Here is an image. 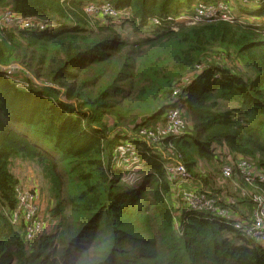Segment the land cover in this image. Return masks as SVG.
<instances>
[{
	"label": "trees",
	"instance_id": "obj_1",
	"mask_svg": "<svg viewBox=\"0 0 264 264\" xmlns=\"http://www.w3.org/2000/svg\"><path fill=\"white\" fill-rule=\"evenodd\" d=\"M251 1L238 14L252 23L203 18L172 27L193 0H0V8L57 26L47 34L0 25V67L18 66L0 70V264H264V246L231 225L184 212L178 234V184L162 166L169 153L180 157L190 174L183 187L191 191L213 188L199 162L221 175L228 154L264 177V0ZM103 3L116 15L128 12L125 21L142 33L137 40L118 35L113 17L85 10ZM152 20L151 33L145 28ZM216 58L243 70L211 66ZM5 74L24 79L27 89ZM32 80L46 87L37 90ZM179 105L196 114L197 124L186 123L182 137L159 140L161 151L151 154L137 135L155 130V120L164 125V112ZM121 142L140 151L137 186L116 177L113 150ZM17 160L38 168L52 201L55 227L34 249L12 221ZM234 174L228 183L264 196L259 178L247 185ZM206 194L234 212L218 194Z\"/></svg>",
	"mask_w": 264,
	"mask_h": 264
},
{
	"label": "rangeland",
	"instance_id": "obj_2",
	"mask_svg": "<svg viewBox=\"0 0 264 264\" xmlns=\"http://www.w3.org/2000/svg\"><path fill=\"white\" fill-rule=\"evenodd\" d=\"M228 2H225L224 0H220L217 2H214L212 4H218L217 7L219 5H223L227 7V10L224 12H228L230 14V17H235L236 19L240 18L243 21H245L246 19H250L252 22V18H250L249 16H241L238 14L239 11V7L244 6V7H250L252 3V1H248V0H227ZM201 2L200 0H193L192 4L190 5L189 9H182L180 12L177 13L176 17L179 16L182 18V20H192L194 18V14H195V9L197 8V6H199ZM227 3V4H225ZM105 5H108L107 3H103L100 4V7H105ZM206 5H210L206 4ZM95 8H97V5H93V4H88L85 6V10L88 12V14H90L91 16L93 15H98L97 17L101 18L102 15L105 16H111L113 17V21L115 23V30L118 33V35H120L123 38H128L132 41L137 40L138 36L141 35L142 33L136 31L134 29L133 26H131L128 22L125 21L126 18H130L128 12H119L117 15L115 14V12L110 9L107 10L106 12L103 11L102 15L99 14H95ZM101 9V8H100ZM0 16H1V20L4 21L5 24H7L8 26H13L16 23V19L13 18V16L15 17H20V18H28L31 20H35L38 23H42L44 20H46V18H37V17H32V16H22V15H18L15 12H11L10 7L8 6H4L0 8ZM103 17V16H102ZM249 17V18H248ZM124 19V20H121ZM188 22V24L191 21H186V23ZM53 23V22H52ZM151 23V22H149ZM54 24V23H53ZM139 23H137L136 25H138ZM149 28H145L146 31L148 32H153L155 30V28H150V25L148 26ZM55 29H57V26L55 27ZM55 31V30H54ZM207 60L210 59V57H206ZM219 58H216L214 61V64H212L211 66H215V65H222L224 68L227 67L228 69L231 70H243L241 65L239 63H236L235 61L232 60H225V63H221L220 61H218ZM18 67V66H17ZM17 67L12 66L7 68V70H11L14 72V70H17ZM198 73L200 72L197 71ZM196 72V73H197ZM195 73V74H196ZM200 75V74H199ZM194 73L192 72L189 75V79L188 81L191 83L195 80ZM9 81H12L15 86L18 89H23L26 90L28 85L27 82L22 79V78H18L17 76H8ZM33 82L32 85H34L35 89L40 90L45 88L46 86H43L40 82L36 81V80H32ZM188 82V83H189ZM222 105L228 106L230 104H226V103H222ZM170 109H174L178 114V121H185L186 123H188V126H191V124H197V116L196 114H192L187 112L186 107L179 105L175 106L173 108ZM169 108L164 112L165 115L168 113ZM189 122H188V121ZM166 127V125H159L157 127V136L158 137H162V133L166 130H163ZM163 130V131H162ZM189 131H186L185 129L182 130V133H188ZM127 135H133L132 132H129V134ZM148 149H150L151 154H156L158 155V153L156 152V150H158V146L155 145L156 150H153L151 142L149 141H144L142 140ZM123 144L118 143L117 145ZM131 147H133L132 145H130ZM115 146L114 150H113V154L115 153V149L117 151V155L114 154L113 159H115V165L117 170H121V175H118L116 177H118V179H120L121 183L123 184H127L129 186H132L130 182L131 178H135L137 175L140 176L139 174H137V170L140 168L141 162L136 158V156L131 155V153L125 148H121V150L117 149ZM134 148V147H133ZM112 159V160H113ZM166 159L169 161L168 157H166ZM250 164V163H248ZM252 165V164H251ZM162 166L166 167L167 170L169 169L170 173H172V176H169L168 178L170 179V177H172V179H174V181H176L179 184L185 183L184 179H182L178 174L173 172L174 169V164L170 162H166L165 160H162ZM199 170L205 175V174H209L212 177L211 183L213 184V186H216L217 190H220L221 192H224L221 196V199L223 201H225L226 205H234L236 210L240 211L244 214H246V208L245 206H247L248 204H246V201L248 200V197L252 194V192L254 191H250L249 189H240L238 191L237 189V184L233 183L230 186L229 180H231L232 182H235V180L229 179H223L221 177V175H219V173L214 172V167L213 165H209V163L207 162H199ZM234 166V165H233ZM11 171L14 174V176L17 178L18 180V192L19 193H25L28 191H31L32 193L36 194V201L31 203V216L29 219L26 218L25 214H21L19 215L16 219L14 224L16 225L15 229H19L18 226H22L23 230H21L22 232V239L24 240L25 243L29 244L28 248L30 249H34L35 248V240L40 237L41 235L45 234V233H49L53 230V228L55 227V222L51 221L49 219V215H48V211L51 209L52 207V201L49 198L48 195V186H47V182L46 180L42 177L40 171L38 170V168L31 164V163H25V162H21L19 160L14 161L11 165ZM219 175V176H218ZM142 178V182H143V177ZM235 179V178H234ZM239 188V187H238ZM187 188L184 189H180L179 187H176V189L174 190L175 195H174V200L177 202V206L176 211H175V230H177L178 234L182 233V229L184 227V223L180 220L181 216L183 215L184 212H188L189 211V207H190V200L189 197H187V201H185V197H184V193H186ZM191 191V190H190ZM198 191V190H196ZM216 192V191H214ZM219 192V191H218ZM206 193V192H205ZM182 195V196H181ZM188 195V194H186ZM195 195V194H194ZM181 200V201H179ZM192 204V203H191ZM225 209V208H224ZM227 211V210H226ZM225 211V212H226ZM250 216V215H249ZM247 216V217H249ZM250 218V217H249ZM248 219V218H247ZM246 219V220H247ZM202 220H206V219H202ZM33 224H40L41 225V233L40 235H37L35 237H33L32 239H28L26 236V232L31 228V226ZM242 234V233H241ZM243 235V234H242ZM247 237V236H246ZM249 238V237H247ZM250 239H254L256 240L255 237H251ZM258 241V240H257ZM40 261V260H39Z\"/></svg>",
	"mask_w": 264,
	"mask_h": 264
},
{
	"label": "built area",
	"instance_id": "obj_3",
	"mask_svg": "<svg viewBox=\"0 0 264 264\" xmlns=\"http://www.w3.org/2000/svg\"><path fill=\"white\" fill-rule=\"evenodd\" d=\"M251 1V0H248ZM255 1V0H254ZM227 4V3H225ZM218 4H210L206 5L204 3H200L199 6L195 9V14L193 15L194 18L192 20H182L181 17L177 16L172 20V23L170 24L172 27L185 23L186 21H191L189 24H194L195 22H198L199 20L205 18H220L224 21L235 23V22H246V23H252L254 20L252 19V22L250 19L243 21L242 19L235 17H230V14L228 12H224L227 10L226 6L219 5ZM101 8V9H100ZM112 8L109 7V5H105V7H97L95 8V14H103V11L110 10ZM113 10V9H112ZM114 11V10H113ZM87 12V11H86ZM88 13V12H87ZM105 16V15H102ZM17 21V24H14L13 26H8L4 23V21L1 20L0 16V25H3L5 27L19 29L27 32H37V33H47L50 34L55 30V25L51 22H48L47 20H44L42 23H38L35 20H31L28 18H20L13 16ZM151 23H147L148 26L150 25V28H155L157 26V22L155 20L150 21ZM149 28V27H148ZM0 70L3 71V73H7V69L1 68ZM8 76L5 74V78L8 79ZM190 84V82H189ZM176 111L174 109H169L168 113L161 117L164 120V125L166 127L163 129L165 130L162 133V137L157 136V128L155 130L152 129H143L139 132V135L137 137L141 140L149 141L151 142L153 150H156L155 145H157V142L161 139H163L166 136H175V137H182L184 134L182 133V130L186 127V122L178 121V114L175 113ZM163 126V125H161ZM162 130V131H163ZM153 131H156L155 133ZM132 145L133 147H131ZM117 149L121 150V148L125 147L133 156H136V158L139 159L140 151L136 149V147L129 142H123V144L117 145ZM121 147V148H119ZM153 152V151H152ZM115 155H117V151L115 149ZM113 154V156H114ZM170 155H167L169 161H171L172 164H174L173 172L178 174L182 179H184L185 183L179 184L176 181V184H178L176 187H179L180 189H184V186L190 185V174L186 171L184 168V165L180 161V157H173L171 153ZM234 165V166H233ZM141 166V165H140ZM113 167L116 168L115 165V159H113ZM167 171V176H172V173H170L169 169L167 170L166 167H164ZM234 170H237L242 177L244 178V181L247 185H251L252 182L256 178H259L260 182H264V177L262 175H259L257 173L256 167H254L251 164H248L246 161L241 159L240 157L234 158L231 154H228L225 157V164L221 168V177L223 179H232L234 174ZM172 178V177H170ZM130 182L132 186H137L142 183L141 176H136L135 178H131ZM237 185L238 191L241 189ZM190 188H187L186 193H184L185 201H187V197H189L190 200V207L189 211L185 212L187 214H190V216L195 215H202L204 219L206 220H213V221H219L224 224L231 225L235 230L239 231L243 235L251 238L255 237L258 242L264 246V196L257 193L252 192V194L248 197V200H250V203L253 205V212L249 219L243 220V221H237L235 217L233 216L232 211L228 207H220L216 200L209 197L205 192L192 190L190 191ZM17 201L18 205L16 210L12 213L13 221L15 222V219L21 215L22 213L26 215V218L29 219L31 216V203L36 201L37 197L35 193H32L31 191L25 192V193H19L17 188ZM188 194V195H186ZM195 194V195H194ZM182 196V195H181ZM181 201V200H179ZM192 203V204H191ZM225 208V209H224ZM227 210V211H226ZM226 211V212H225ZM41 225L40 224H33L31 228L26 232V236L28 239H32L33 237L40 235L41 233Z\"/></svg>",
	"mask_w": 264,
	"mask_h": 264
},
{
	"label": "crops",
	"instance_id": "obj_4",
	"mask_svg": "<svg viewBox=\"0 0 264 264\" xmlns=\"http://www.w3.org/2000/svg\"><path fill=\"white\" fill-rule=\"evenodd\" d=\"M153 124H154V127H158L159 125H160V123L158 122V120H155L154 122H153ZM157 152H160L161 151V149L159 148L158 150H156ZM232 185V183H230V186ZM194 188H195V190H198V191H206V192H213V193H215V194H218L219 195V197H220V199H221V196H222V194L224 193V192H221L220 190H217L216 189V186H213V188L209 185L208 187H205V188H203V186H198V185H194ZM214 191H216V192H214ZM219 191V192H218ZM222 200V199H221ZM246 204H248L247 206H245V208H246V214H244L243 215V213L240 211V213H239V211H237L236 210V208H234V212L232 211V213H233V216L235 217V219L237 220V221H243V220H246L247 218L249 219V217L252 215V212H253V210H254V208H253V205L249 202V201H246ZM175 211H176V208H175ZM250 215V216H249ZM247 216H249V217H247Z\"/></svg>",
	"mask_w": 264,
	"mask_h": 264
},
{
	"label": "water",
	"instance_id": "obj_5",
	"mask_svg": "<svg viewBox=\"0 0 264 264\" xmlns=\"http://www.w3.org/2000/svg\"><path fill=\"white\" fill-rule=\"evenodd\" d=\"M15 71V70H14Z\"/></svg>",
	"mask_w": 264,
	"mask_h": 264
}]
</instances>
